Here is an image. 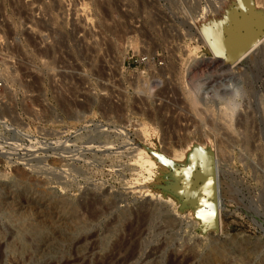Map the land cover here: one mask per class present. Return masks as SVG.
I'll use <instances>...</instances> for the list:
<instances>
[{
    "label": "rangeland",
    "instance_id": "rangeland-1",
    "mask_svg": "<svg viewBox=\"0 0 264 264\" xmlns=\"http://www.w3.org/2000/svg\"><path fill=\"white\" fill-rule=\"evenodd\" d=\"M256 14L0 0V264H264Z\"/></svg>",
    "mask_w": 264,
    "mask_h": 264
},
{
    "label": "bare ground",
    "instance_id": "bare-ground-1",
    "mask_svg": "<svg viewBox=\"0 0 264 264\" xmlns=\"http://www.w3.org/2000/svg\"><path fill=\"white\" fill-rule=\"evenodd\" d=\"M255 14V13H254ZM217 16V15H216ZM213 18H214V16H213ZM256 18L257 19H260V18H262V19H264V16H262L261 14H256ZM209 20H211V19H209ZM213 20V19H212ZM213 22V21H212ZM217 25V24H216ZM245 25H246V27L247 28H249L248 26H249V22L247 23H245ZM203 29V32H204V34L205 35H210V34H212V35H214L215 33H213L212 32V30L210 31L209 29V26H207V25H205V27L204 28H202ZM212 29V28H211ZM202 32V33H203ZM248 32V31H247ZM203 35V34H202ZM204 35V36H205ZM249 36V35H248ZM247 36V37H248ZM257 42H258V40H256V41H254L251 45H246V42H244L240 47H239V52L237 53V57H239V58H242V57H244L245 55H247L248 54V52L257 44ZM235 55V54H234ZM219 70V69H218ZM192 103L193 104H195L196 102H193L192 101ZM233 109V108H232ZM205 155V157L206 158H208L209 156H208V154L207 153H205L204 154ZM203 155V156H204ZM196 157V156H195ZM213 188H214V196H215V199H216V202H218V201H220V196L218 195V193L217 192H215L216 191V187H215V184H214V186H213ZM211 216V215H210ZM33 224V223H32ZM212 231V230H211ZM7 236V235H6ZM2 237H5L4 235H2ZM5 240V239H4ZM46 241V240H45ZM43 242H44V240H43ZM4 246V245H3ZM1 249V248H0ZM38 252V251H37ZM184 255V254H183ZM181 256V255H180ZM179 256V257H180ZM178 257V258H179ZM181 258V257H180ZM183 258V257H182ZM185 259L184 260H186V256L184 257ZM188 259V258H187ZM183 260V259H182ZM181 260V261H182ZM44 261V260H43Z\"/></svg>",
    "mask_w": 264,
    "mask_h": 264
},
{
    "label": "built area",
    "instance_id": "built-area-1",
    "mask_svg": "<svg viewBox=\"0 0 264 264\" xmlns=\"http://www.w3.org/2000/svg\"><path fill=\"white\" fill-rule=\"evenodd\" d=\"M1 83H2V82H1V80H0V85H1Z\"/></svg>",
    "mask_w": 264,
    "mask_h": 264
},
{
    "label": "water",
    "instance_id": "water-1",
    "mask_svg": "<svg viewBox=\"0 0 264 264\" xmlns=\"http://www.w3.org/2000/svg\"><path fill=\"white\" fill-rule=\"evenodd\" d=\"M214 218L216 219V215H215V217H214ZM215 219H214V220H215Z\"/></svg>",
    "mask_w": 264,
    "mask_h": 264
}]
</instances>
